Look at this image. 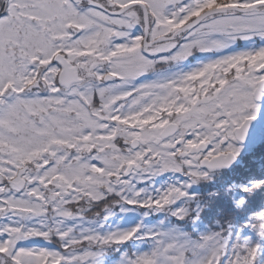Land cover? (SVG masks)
Listing matches in <instances>:
<instances>
[{
  "label": "snow or ice",
  "instance_id": "snow-or-ice-1",
  "mask_svg": "<svg viewBox=\"0 0 264 264\" xmlns=\"http://www.w3.org/2000/svg\"><path fill=\"white\" fill-rule=\"evenodd\" d=\"M0 264H264V0H0Z\"/></svg>",
  "mask_w": 264,
  "mask_h": 264
},
{
  "label": "rangeland",
  "instance_id": "rangeland-1",
  "mask_svg": "<svg viewBox=\"0 0 264 264\" xmlns=\"http://www.w3.org/2000/svg\"><path fill=\"white\" fill-rule=\"evenodd\" d=\"M242 154H243V153H242ZM242 156H243V155H242ZM206 187H207L208 190H211V189L214 187V185H211V184H210V185H207ZM197 190H198V189H197ZM197 190H196V191H197ZM201 190H202V189H201ZM193 191H195V190L193 189ZM136 219H138V217H137L134 213H129L128 216L125 217V224L122 225V226H130L131 224H134V223H135ZM154 222H155L154 220L146 221V223H147L149 226H151Z\"/></svg>",
  "mask_w": 264,
  "mask_h": 264
},
{
  "label": "trees",
  "instance_id": "trees-1",
  "mask_svg": "<svg viewBox=\"0 0 264 264\" xmlns=\"http://www.w3.org/2000/svg\"><path fill=\"white\" fill-rule=\"evenodd\" d=\"M243 156L245 155L244 153L242 154ZM225 176H227L228 175V173H225L224 174ZM216 185H214V187H215ZM195 191L197 190V189H194Z\"/></svg>",
  "mask_w": 264,
  "mask_h": 264
}]
</instances>
